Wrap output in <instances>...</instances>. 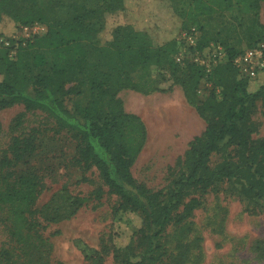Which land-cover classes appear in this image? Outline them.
I'll return each mask as SVG.
<instances>
[{
	"label": "trees",
	"instance_id": "trees-1",
	"mask_svg": "<svg viewBox=\"0 0 264 264\" xmlns=\"http://www.w3.org/2000/svg\"><path fill=\"white\" fill-rule=\"evenodd\" d=\"M257 1L186 0L184 12L189 17L182 19L181 29L196 26L201 32L197 48L205 49L209 44L206 29H211L215 13L233 8L256 10ZM124 7V0H0V19L11 17L17 25L15 31L34 22L47 27L45 33L26 40L24 45L37 49L33 56V63L41 69L37 73L27 72L21 44L12 56L11 48L0 43V105L21 103L27 111L40 110L52 117L57 127L73 133L78 161L94 166L118 196L117 213L142 215V225L134 234L142 240L144 249L136 251L131 242L115 251L120 264H144L160 248V236L175 219V210L191 188L227 180L243 193L264 199V142L252 139L248 124L255 103L264 97V78L251 83L233 63L244 50L227 46L223 47L224 59L208 73L190 59L179 63L175 55L181 43L176 37L155 44L147 30L128 22L113 26L110 38L102 41L107 15ZM258 42L264 40L256 39L248 48ZM90 47L92 60L88 58ZM49 61V71L44 70ZM261 72L264 70L257 74ZM136 73H140L138 78L134 77ZM157 75L162 81L170 79L173 85L180 84L187 100L206 120L203 133L193 139L166 191L151 190L132 173L147 131L140 116L124 109L119 95L125 88L144 92L156 89ZM69 96L76 100L73 110L66 105ZM79 99L84 102L79 103ZM32 143L30 137H15L3 166L23 161ZM230 148L235 156L215 167L209 165L213 153ZM37 193L35 177L28 173H20L5 187L0 186V208L7 213L9 232L16 243L12 245L17 249L12 254L10 246L3 247L1 263L5 257L13 263V256L19 264L44 263L49 249L40 252L46 241L37 232L32 208Z\"/></svg>",
	"mask_w": 264,
	"mask_h": 264
},
{
	"label": "rangeland",
	"instance_id": "rangeland-1",
	"mask_svg": "<svg viewBox=\"0 0 264 264\" xmlns=\"http://www.w3.org/2000/svg\"><path fill=\"white\" fill-rule=\"evenodd\" d=\"M185 1L124 0L123 10L107 15L101 40L110 38L113 26L127 22L147 30L155 44L177 37L182 19L189 17L184 12ZM257 3L256 10L233 8L215 13L220 18L216 16L211 29H206L209 44L205 50L221 44L243 51L254 40H264V0ZM16 26L4 15L0 34L12 36L18 31ZM25 43L20 46L26 70L37 73L41 70L33 63L37 49L24 47ZM88 50L92 60L93 49ZM49 66L50 61L42 68L48 70ZM263 78L261 72L250 77V82L257 84ZM155 86L150 92L125 88L119 95L124 109L140 116L147 131L132 173L151 190L166 191L193 139L203 133L206 120L187 100L180 84L162 81L157 75ZM73 102L74 96L66 99L72 110ZM248 124L252 139L264 142V97L255 103ZM17 136L32 138V148L23 161L5 167L2 161L10 156V144ZM233 155V148L215 152L209 165L215 167ZM20 173L34 175L38 186L32 208L37 232L46 241L40 252L49 249L43 264H120L116 248L133 242L136 251L144 249L134 234L142 225V215L117 213L118 196L94 166L78 161L73 133L57 127L54 119L40 110L27 111L21 103L0 105V186L5 187ZM6 218L0 208V250L10 246L14 254L17 249L12 244L16 243ZM174 218L159 238L160 248L144 264H264V199L243 193L227 180L191 188ZM13 260L10 263L5 257L0 264H19L15 256Z\"/></svg>",
	"mask_w": 264,
	"mask_h": 264
},
{
	"label": "built area",
	"instance_id": "built-area-1",
	"mask_svg": "<svg viewBox=\"0 0 264 264\" xmlns=\"http://www.w3.org/2000/svg\"><path fill=\"white\" fill-rule=\"evenodd\" d=\"M47 30L46 25L34 22L29 25H22L17 33L10 37H0V43L11 48L13 56L19 44H24L26 40L42 35ZM201 32L196 26L181 29L177 35V40L181 43L180 49L175 55L179 63L190 59L205 67L206 72L222 61L225 51L220 44L212 45L210 49H198L197 43ZM233 63L240 73L249 77H254L259 71L264 70V43L258 42L252 47L245 49L235 56ZM210 85V82H207Z\"/></svg>",
	"mask_w": 264,
	"mask_h": 264
}]
</instances>
